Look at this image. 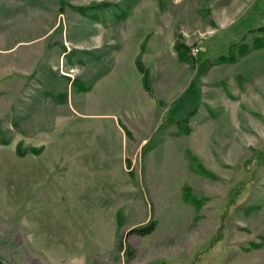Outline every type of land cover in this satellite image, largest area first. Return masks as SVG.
<instances>
[{
  "label": "rangeland",
  "instance_id": "1",
  "mask_svg": "<svg viewBox=\"0 0 264 264\" xmlns=\"http://www.w3.org/2000/svg\"><path fill=\"white\" fill-rule=\"evenodd\" d=\"M253 148L264 0H0L7 264H264Z\"/></svg>",
  "mask_w": 264,
  "mask_h": 264
},
{
  "label": "trees",
  "instance_id": "2",
  "mask_svg": "<svg viewBox=\"0 0 264 264\" xmlns=\"http://www.w3.org/2000/svg\"><path fill=\"white\" fill-rule=\"evenodd\" d=\"M116 4V3H115ZM109 5H111V3H106V2H103L102 4H99L98 6L99 7H101V6H104V7H107V6H109ZM95 6H97V5H95ZM79 9H81L82 11L83 10H85V8H83L82 6H80V7H78ZM126 15H127V13L126 12H123L122 13V16H121V18H125L126 17ZM263 43H257V45H262ZM179 57L182 59V60H185V57L183 56V55H181L180 53H179ZM138 67H139V70H141L142 72H144V74H146L145 73V71H144V69H143V65L140 63V62H138ZM145 79H146V77H145ZM145 82V81H144ZM146 84V83H145ZM146 86H148L147 84H146ZM195 111H194V109L190 112V114H192V113H194ZM178 121H179V119H177ZM180 122V121H179ZM181 123H182V121H181ZM190 130V128L188 127V126H182V131H183V133H186V132H188ZM2 141V140H1ZM4 142H6V144L9 142L7 139L5 140H3ZM20 148V147H19ZM42 149H43V147H31V148H29V149H27V150H25V149H18V151H17V153H18V155L19 156H24V155H26L28 152H32V153H34V154H39L40 152H42ZM252 159H254L255 160V167L253 168V169H251L250 171L249 170H247V169H244V170H246V172H248V173H250V178H249V180H254L255 178H256V174H257V165L258 164H260V163H262V162H264V148H260V149H255V148H253V149H251V154H250V158H249V160H252ZM203 170V169H202ZM210 175V174H209ZM210 176H213V174H211ZM236 188V187H235ZM234 192H235V190H233V191H231L230 192V195H229V198L231 199V200H233V194H234ZM193 201L194 202H196V199H194L193 198ZM227 206H228V204H227ZM155 226H156V221L155 220H150L148 223H146V224H144V225H142V226H139V227H134L133 229H131V231L130 232H136V233H139V234H148V233H150V232H152L153 231V229L155 228ZM0 263H2L1 261H0ZM7 264V263H6Z\"/></svg>",
  "mask_w": 264,
  "mask_h": 264
},
{
  "label": "water",
  "instance_id": "3",
  "mask_svg": "<svg viewBox=\"0 0 264 264\" xmlns=\"http://www.w3.org/2000/svg\"><path fill=\"white\" fill-rule=\"evenodd\" d=\"M0 260L2 261V263H6V260H4V259H2V258H0Z\"/></svg>",
  "mask_w": 264,
  "mask_h": 264
}]
</instances>
